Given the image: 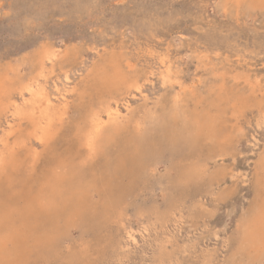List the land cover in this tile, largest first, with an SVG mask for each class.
<instances>
[{
	"label": "rangeland",
	"instance_id": "374dc122",
	"mask_svg": "<svg viewBox=\"0 0 264 264\" xmlns=\"http://www.w3.org/2000/svg\"><path fill=\"white\" fill-rule=\"evenodd\" d=\"M260 3L0 0V79L28 81L40 53L59 55L41 79L57 106L56 134L19 152L16 168L1 179L0 205L15 204L17 227L60 162L83 178L82 196L70 195L67 215L52 231L45 225L51 252L29 236L33 217L22 232L24 246L0 233L7 264H159L156 240L170 242L163 264H264L263 248L256 258L242 244L264 210ZM168 68L171 82L165 83ZM119 74L122 84L113 85ZM108 98L125 124L114 131L110 125L92 152L89 116ZM174 110L178 115L169 121ZM170 130L182 136L177 145ZM138 145L140 170L117 172ZM191 164L200 173L188 181L184 171ZM127 233L136 243L123 249Z\"/></svg>",
	"mask_w": 264,
	"mask_h": 264
},
{
	"label": "bare ground",
	"instance_id": "6f19581e",
	"mask_svg": "<svg viewBox=\"0 0 264 264\" xmlns=\"http://www.w3.org/2000/svg\"><path fill=\"white\" fill-rule=\"evenodd\" d=\"M257 1H260L262 3L264 2V0H257ZM263 6L264 5H261L262 8ZM57 60H59V55L57 54V52L53 50L48 51L47 49L46 51L40 53L39 57L37 58V62H35L34 65V67H36L37 73L35 76L31 77L28 81H24L21 78H18V80L6 78V77L0 79V184H2L1 183L2 178L9 177L7 176V172L10 169V167L16 168L17 163L15 162H17L19 152L23 149V147L28 148L29 144H31L32 141H35V143H38L40 145H45L48 142H50L53 139L54 135L56 134L55 123L57 117V113H56L57 106L56 105H55L56 107L54 106L55 103H53L52 99L47 93L46 88L43 86L41 82V79L47 77L46 75L47 69L53 68ZM48 72L50 73V71ZM170 74H171V70L170 68H168L166 74L164 75L165 83L171 82ZM115 78L116 79L118 78V80L114 81L113 85L116 86L121 85L122 77H120V74L119 76L114 77V79ZM132 82L133 84H136L135 80ZM135 88L139 89L138 86H135ZM112 100H113L112 98L103 100L100 105V108L98 110L93 111L91 115L89 114L90 119L87 117L89 120H91L90 121L91 125L89 127V129L91 128V130L89 132L90 140L87 138L86 139L88 140L89 147H91L90 150H93L92 152L96 150L95 147L96 145L98 147L100 146L101 144L100 139L105 135L106 131H108L107 128L110 125L111 126L113 125V127L115 126V128L112 130L114 131L116 130L117 125L120 126L122 124H125L124 120H121L122 111L119 109L118 106L112 105L111 103ZM177 115H178V110H174L173 113H170L169 121L176 119ZM127 120H131V119H127ZM137 125L138 126L141 125L139 121L137 122ZM198 131L196 132L198 133ZM171 132H173V135L170 138L172 145H177V142L183 140L180 133L178 132L176 133L175 131H171ZM175 136L177 137L174 138ZM194 136L197 137V135ZM193 141L199 142V140L196 139H194ZM139 150H141V145L140 148L138 145L137 150L134 149V151H132V153L128 156L129 159L126 160L124 163H122V165L119 168L120 170L117 169V172H120L121 174H127L129 176L136 174L138 170H140V167L143 165L141 163V158H140L141 151ZM189 167L191 168L184 171V178L185 180L188 181L196 179V177H198L200 173V168L198 166L193 167V164H191ZM79 175L80 172L75 170V168L72 169L71 165H67L65 162H60L57 168L52 169L50 173L45 175L44 177L45 179L42 181L41 184L42 187L37 192L35 200L34 199L29 200L30 202H28V205L26 207L24 206L25 208L22 211L23 214L19 215L20 224L17 227L14 224V220L16 219V217H14V213H12V217H11V211H14L13 206L15 204L14 203L9 204L8 201H3L2 204L0 205L1 235L3 234L5 238L7 237L10 239L11 238L14 239L15 242L19 243V247L22 244L24 246L25 242L23 240L25 238H23L22 235L23 236H27V235L23 234L22 232L25 229L26 230L28 229L30 225L29 219H32L33 217L36 221L35 224L36 226L34 229L30 231L31 234H29V236L33 238L35 237L37 239V241L39 242V244L37 245L38 247L39 245L42 244V242L43 243L46 242V245H44L43 248H47L48 251L51 252L52 242L50 243L51 238L49 237V235L51 236V233H49L50 231L48 230V228L45 227V225H49L52 231L54 224L57 223L58 221V218H60V216L67 215L69 203H70V195L76 196L77 198L78 196L80 197L82 196L81 193L83 190L81 188V184H83L82 183L83 178L78 177ZM3 186H4L3 184L0 185V193L2 192ZM262 211H261L262 212L261 216L257 220V224L254 225L253 222L254 226L252 225L251 228L247 229L248 232L246 231L245 233L246 237L242 242V244L245 243V247H246L244 251L250 255L252 254L256 256V258L260 257L259 255L262 253V248L264 249V210ZM68 217L66 218L68 219ZM56 219L57 221H55ZM157 221H159V219ZM156 225L158 224L155 222L152 225H147V226L143 225L144 227L142 229H144L145 233H149L150 227H156ZM126 236L128 243L125 244L124 248L119 244V246H121V248L123 249L130 248V244L136 243V238L133 233H127ZM40 240L42 242H40ZM169 243L170 242L167 241L156 240L157 246L155 248V251L158 249L157 257L159 264H163L165 257L167 256L166 254L168 253L167 249ZM2 244L4 243H1L0 247ZM8 256L9 255L3 257V255H1L0 264H5V263L7 264L10 257ZM121 256H119V260H123Z\"/></svg>",
	"mask_w": 264,
	"mask_h": 264
}]
</instances>
